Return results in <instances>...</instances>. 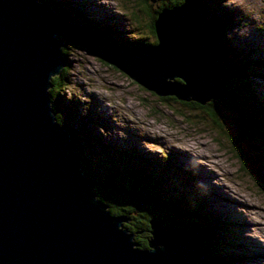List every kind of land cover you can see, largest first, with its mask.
Listing matches in <instances>:
<instances>
[{"label": "water", "instance_id": "water-1", "mask_svg": "<svg viewBox=\"0 0 264 264\" xmlns=\"http://www.w3.org/2000/svg\"><path fill=\"white\" fill-rule=\"evenodd\" d=\"M154 27L156 44L124 47L47 2L0 0V264H204L203 238L161 220L140 247L123 227L130 218L97 198L51 105L65 41L160 97L205 105L228 96L220 32L190 1L162 9ZM128 195L136 210L156 203L140 190Z\"/></svg>", "mask_w": 264, "mask_h": 264}, {"label": "rangeland", "instance_id": "rangeland-1", "mask_svg": "<svg viewBox=\"0 0 264 264\" xmlns=\"http://www.w3.org/2000/svg\"><path fill=\"white\" fill-rule=\"evenodd\" d=\"M53 1L76 22L108 31L116 40L157 39L150 26L159 0ZM203 1L211 10L221 3L225 18H233L229 19L227 41L244 52L234 53L238 58L252 52L264 60V0ZM64 44L69 85L60 90L57 112L83 148V167L97 178L118 174L124 179L121 163L140 168L138 177L143 183L147 172L163 177L167 193L177 198L188 194L177 207L186 222L202 223L208 218L216 223L212 233L218 253L229 264H264V193L257 174L243 170L232 150L231 139L240 136L235 110L222 112L217 106L215 110L203 108L176 98L162 100L89 50L67 41ZM248 70L257 74L250 77L255 88L252 101L264 99V68ZM236 84H230L235 92ZM175 144L193 152L178 151ZM243 150L249 153L251 149L243 145ZM123 151L128 156H121ZM146 157L153 161L154 171L149 165V170L139 167ZM260 174L264 175V165ZM249 219L259 229L251 228Z\"/></svg>", "mask_w": 264, "mask_h": 264}, {"label": "trees", "instance_id": "trees-1", "mask_svg": "<svg viewBox=\"0 0 264 264\" xmlns=\"http://www.w3.org/2000/svg\"><path fill=\"white\" fill-rule=\"evenodd\" d=\"M43 2H47L50 6L59 13L66 14L71 21L83 26L87 27L93 31H95L99 36L114 42L119 46L131 47L133 45L141 44H156L157 39L154 42L151 41H137V42H122L114 39L108 33V31H99L95 26L90 25H82L75 21V19L70 16L67 11H63L57 8V3H54L53 0H40ZM144 2L146 0H143ZM160 4L158 9L154 12L152 23H151V31L154 35L155 27L154 23L158 17V13L164 8H171L176 5H180L185 0H159ZM195 7L201 22L204 25H208L216 28L220 32L221 36V44L223 47V72L226 74V84L229 88V94L225 99L222 100H211L207 102L205 105H200L196 102H191L193 104H198L200 107L208 108L209 106L212 109L219 108L220 111L224 112L225 109L233 108L236 112L235 116V124L240 133V136L233 137L231 139L232 150L234 154L241 160V167L243 170L248 171L249 174H257V179L259 180V187L261 191L264 193V175L260 174L261 170H263L264 163V99L254 100L252 98L254 95V86L251 84V76H257V74L251 73L249 68H264V60L263 58H257L252 56V52L248 53V56L244 58H238L237 55H242L244 52L240 53L229 45L227 29L229 25V19H226L222 14V11H226V9L220 4L216 6V9L211 10L210 7H207L203 0H188ZM211 10V11H210ZM226 15V14H225ZM232 23V22H231ZM230 23V24H231ZM157 38V36H156ZM63 55L65 57V61H67V52L65 49V44L62 46ZM235 53V54H234ZM65 63V64H66ZM68 66L64 65L61 72L56 76L51 78V87L50 97H51V105L54 108V114L57 122L62 126L64 130L67 131L68 136L74 141L77 145V150L80 154L81 158V168L85 175L92 176L97 180L98 184L94 186V190L96 191L97 198L101 200L104 204L108 205V209L112 214L115 215H125L130 218L128 222L123 223V227L128 229L130 232L135 234V240L139 243L141 248L148 247V239L151 236V221L153 220H161L164 224H170L172 226L185 227L189 228L191 231H195L199 236L203 238L204 243V255H203V263L204 264H229L227 260L221 254H219L218 244L215 239V235L212 233L213 229H216L217 226H213L216 224L212 222V220L205 218L202 223H197L195 221L186 222L184 218L181 217V213L178 211V206H181L183 199L188 197V194H184L177 198V194L167 193V188H165V182L163 177L158 175H151L150 173L146 176V183H143L138 175L140 172V168L138 170L137 167L133 165H126L121 163L120 168L124 173V179L122 177L116 176L118 174H111V176H106L102 178H97L92 172L86 170L83 167L84 156L81 153L83 148L78 144L75 140V136H73L66 128L64 122L60 119L57 112V104L58 99L61 96L60 90H63L69 85V78L67 77ZM263 71V70H262ZM177 81H180L177 79ZM235 81L237 91H233L230 89L231 82ZM175 99L174 97H162V100L166 99ZM186 103V102H185ZM242 104V105H240ZM257 106L258 109L254 110V107ZM215 110V109H214ZM218 110V111H219ZM213 111V110H212ZM216 116L215 111L212 112V116ZM221 126V124H219ZM223 130V129H222ZM259 142V145H258ZM243 145L250 147L249 153L244 152ZM108 147V146H106ZM261 150V154L260 153ZM121 156L127 155V152H120ZM128 156V155H127ZM153 161L146 157L143 161L140 162L139 167L147 168L149 165L150 171H154L152 167ZM143 169V168H142ZM148 169V168H147ZM149 170V169H148ZM116 171V170H115ZM121 173V172H120ZM151 175V176H150ZM257 181V180H256ZM258 183V182H257ZM131 190H140L141 192L152 196L156 203H152L146 206L141 207L139 210H136L135 207L130 202V197L128 192ZM186 196V197H185ZM200 211L203 210L202 203L199 206ZM180 213V214H179ZM201 214V213H199ZM197 216V215H196ZM142 234V239L138 236Z\"/></svg>", "mask_w": 264, "mask_h": 264}, {"label": "bare ground", "instance_id": "bare-ground-1", "mask_svg": "<svg viewBox=\"0 0 264 264\" xmlns=\"http://www.w3.org/2000/svg\"><path fill=\"white\" fill-rule=\"evenodd\" d=\"M221 37V36H220ZM176 145V144H175ZM173 147H175V146H173ZM185 148H181V147H179V145H176V147H175V149L176 150H178V151H182V152H185V153H191V152H193L190 148H188V149H186V146H184ZM228 190V189H227ZM249 200V199H248ZM248 200H246L247 202H249ZM244 202H245V200H244ZM250 203V202H249ZM244 204V203H243ZM249 208H251V209H253V207H251V206H248ZM246 209V208H245ZM246 211L248 212V209H246ZM249 211H251L250 209H249ZM201 220V219H200ZM245 222V221H244ZM252 226H250L251 228H254V229H259V227H257V224L255 225L254 224V222H253V220L251 219H249V221H248ZM258 241H259V239H258ZM264 243V242H263Z\"/></svg>", "mask_w": 264, "mask_h": 264}, {"label": "flooded vegetation", "instance_id": "flooded-vegetation-1", "mask_svg": "<svg viewBox=\"0 0 264 264\" xmlns=\"http://www.w3.org/2000/svg\"><path fill=\"white\" fill-rule=\"evenodd\" d=\"M58 4H59V3H57V8L61 10V8L59 7V5H58Z\"/></svg>", "mask_w": 264, "mask_h": 264}]
</instances>
